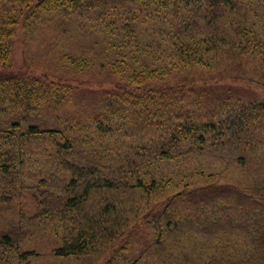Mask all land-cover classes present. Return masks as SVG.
<instances>
[{
    "label": "trees",
    "instance_id": "trees-1",
    "mask_svg": "<svg viewBox=\"0 0 264 264\" xmlns=\"http://www.w3.org/2000/svg\"><path fill=\"white\" fill-rule=\"evenodd\" d=\"M36 32L80 76L13 69ZM262 89L264 0H0V264H32L55 237L62 258L202 264L233 248L264 264ZM24 189L53 227L7 219ZM140 193L156 201L125 208Z\"/></svg>",
    "mask_w": 264,
    "mask_h": 264
},
{
    "label": "rangeland",
    "instance_id": "rangeland-1",
    "mask_svg": "<svg viewBox=\"0 0 264 264\" xmlns=\"http://www.w3.org/2000/svg\"><path fill=\"white\" fill-rule=\"evenodd\" d=\"M39 36L38 32L30 38L31 41L29 40H24L23 42L21 41V38L17 39V41L14 44L13 47V69H18L22 70L25 66L24 59L27 58L29 59V62L31 63V70L34 71L35 73H41L42 71H53L56 73H59L63 75L64 77L67 75H75L77 73L78 76L80 74L78 72H75L73 70H67V69H57L61 68L56 66V63L58 61H53L51 59H48L45 55H41V50L38 44V41L35 40V38ZM35 44V45H34ZM38 48V50H37ZM45 66V67H44ZM82 76H84L82 74ZM86 77V76H84ZM109 80L111 78H108ZM235 84V83H234ZM236 87H242V90H248L247 86L243 84L242 82L237 81V83L234 85ZM253 88L249 87V90H252ZM264 89L259 90L256 92L259 94H262L264 96ZM261 95V96H262ZM201 157L197 158L195 161L193 158L191 161H188L186 159L182 160V163L190 168V165L192 166V169H194V165L196 164L197 161H199ZM172 169H175L174 166H172ZM206 177V176H204ZM200 178V177H198ZM240 178H242V175L240 174ZM197 179V178H195ZM203 179L200 178V181ZM35 193V194H34ZM166 193V192H164ZM167 194V193H166ZM106 197L107 200L109 201H115L117 202L119 200V195L115 194L114 197L112 196H102ZM131 201L128 202L125 205V208H130L132 204L134 207H139L142 213V209L144 207L150 206L151 202L156 201L155 199L151 197H144L141 193L137 195L131 196ZM133 197L135 198L134 200ZM142 197V198H141ZM43 198L42 196L39 195V192H34L33 189H24L22 193L13 200V203L10 206V209L5 212L7 214L8 218L7 219H12V221H17L20 220L24 227L30 228L31 230H42V229H47L50 228V226H43V224H48L49 219H44V218H36L35 214L41 209L44 205L42 202ZM121 200V199H120ZM40 202L42 203L40 206ZM10 205V204H9ZM9 205L6 204H1L0 203V210L4 211ZM44 209V208H43ZM1 219V217H0ZM58 224L61 221V219H56ZM122 221L119 220V223ZM152 226V223H151ZM53 227V226H51ZM150 228V226H147ZM35 231V232H36ZM51 235L41 233L39 234L40 240H44L45 242H48V239L50 238ZM186 238L190 239V236L187 235ZM135 239V238H134ZM57 240L53 238L52 241L47 246H44V249L41 253V256L35 259L32 264H109L108 259H111V256L113 254V250L111 248H108L104 250L101 254H95L94 252L84 254L82 256H70V257H57L54 254L51 253V246L52 244ZM38 239L35 241L28 237L23 241V246L24 247H32L34 243H37ZM190 244V242H186ZM116 248V245H115ZM214 248L211 249H206L204 251L197 252L198 256L202 258L201 263L202 264H211L213 256L216 257L215 261H213V264H235L237 261H240L242 259L247 258L244 254L240 255V251L233 248H225L224 250H221L219 252L214 251ZM203 252V253H201ZM113 264H118V263H113Z\"/></svg>",
    "mask_w": 264,
    "mask_h": 264
}]
</instances>
